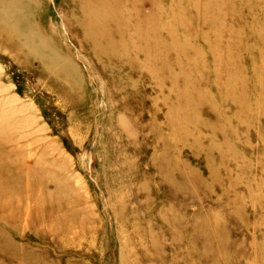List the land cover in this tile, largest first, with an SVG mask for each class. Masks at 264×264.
Masks as SVG:
<instances>
[{
  "label": "rangeland",
  "instance_id": "1",
  "mask_svg": "<svg viewBox=\"0 0 264 264\" xmlns=\"http://www.w3.org/2000/svg\"><path fill=\"white\" fill-rule=\"evenodd\" d=\"M0 264H264V0H0Z\"/></svg>",
  "mask_w": 264,
  "mask_h": 264
}]
</instances>
